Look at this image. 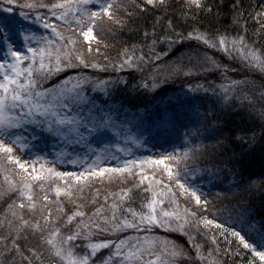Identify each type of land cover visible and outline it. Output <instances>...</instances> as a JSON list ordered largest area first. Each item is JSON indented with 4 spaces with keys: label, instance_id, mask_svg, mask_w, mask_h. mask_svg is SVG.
Masks as SVG:
<instances>
[{
    "label": "snow or ice",
    "instance_id": "6c2138e0",
    "mask_svg": "<svg viewBox=\"0 0 264 264\" xmlns=\"http://www.w3.org/2000/svg\"><path fill=\"white\" fill-rule=\"evenodd\" d=\"M224 9L0 0V264H264V175L244 164L264 103L208 54L264 73V2ZM125 29L137 38L115 44ZM185 44L187 62L169 59ZM221 68L226 83L196 78ZM221 189L241 198L221 204Z\"/></svg>",
    "mask_w": 264,
    "mask_h": 264
},
{
    "label": "trees",
    "instance_id": "16d2710c",
    "mask_svg": "<svg viewBox=\"0 0 264 264\" xmlns=\"http://www.w3.org/2000/svg\"><path fill=\"white\" fill-rule=\"evenodd\" d=\"M179 2H180V0H171L173 7L178 5ZM262 2H264V0H244V3L246 6L251 5L253 7L258 6ZM224 3H225V9L224 10L227 11V6L231 3V0H224ZM151 23H152V17L150 15H148V16L142 17L140 20H138L137 24L134 25L133 27L136 28L139 33H142L144 25L145 24L151 25ZM221 23L224 25H227L229 23V17L224 16L221 19ZM108 38L110 40H113V37L111 35H109ZM136 38H137L136 33L130 32L129 30L125 29L123 33L115 36L113 42L115 44L119 45V44H122L124 42H131L132 40H134ZM185 45H187V44H185ZM115 51H116V49L114 48L112 50L113 55H115ZM175 51L170 54L169 59H171L172 57L175 56V54L177 53ZM125 74H127V73H125ZM206 77H209V76H206ZM214 78L216 79V81H219V77H217V75H214ZM174 83H176V81ZM226 113L228 114L229 120L235 121L237 123L240 121L239 116H234L231 114V113H234L233 110H231V113H228V110H226ZM230 126H233V125H230ZM242 126L256 131L257 135L259 136L260 122L258 119L254 120V119H248L247 117H245V123ZM205 144H207L209 151H211L212 150V142L211 141H205ZM232 148H236L237 151H239V149L237 148V145L235 143L231 144L229 151H231ZM245 148L247 149V152H246V155L244 157V164H245V167L247 168L248 172L250 174L255 175V176L264 175V145H262L260 142H257L254 147L248 149L247 145H245ZM234 193H235V190L233 191L232 195H234ZM211 195L215 196L216 191L214 190L211 193ZM236 195H239V194H236ZM229 196H231V195H229ZM255 199H256L255 201H257V199L259 200L260 198H259V196H257ZM228 201H229V198L226 197V194L221 195V200L219 201V203L226 205L228 203ZM257 205H259V203ZM221 243L223 244V238H221ZM244 259H245L244 256H240V255L232 256V258L228 262V264H240V262L243 261Z\"/></svg>",
    "mask_w": 264,
    "mask_h": 264
},
{
    "label": "rangeland",
    "instance_id": "374dc122",
    "mask_svg": "<svg viewBox=\"0 0 264 264\" xmlns=\"http://www.w3.org/2000/svg\"><path fill=\"white\" fill-rule=\"evenodd\" d=\"M177 52L176 54H180V53H185L186 56H185V62H187V54H188V45H184L182 46L181 48H176V51ZM175 54V56H177ZM208 54L211 55V56H214L216 57L219 61H222L223 64H227L229 65V71L227 72V76L232 78V79H235V80H242V79H247V83L246 84H242L240 85V90L242 92H245V93H251L252 95H254L256 97V100H257V108L260 107L261 103H264V101L261 100L260 98V88H261V85L262 83H264V73H258V72H252V71H248L246 72L244 70L243 67H241L240 65H238L237 63H234L230 60V58H228L227 56H225L224 54L218 52V51H215V50H208ZM224 72V69L221 68L220 70H213L210 74H207L206 76H209V77H206L204 74H200L198 77H196L197 79H200V80H204V79H207L209 82L213 83V86H216V85H219L220 83H226L225 80H223L221 77H222V73ZM214 75H217V77H219V81H216V79L214 78ZM176 81V83H174ZM173 82H170L171 84V87L173 89H181L184 87V85L186 83H189L191 82L190 80L188 79H185V78H180V79H177ZM214 99V98H213ZM211 101H206V104L205 106H207V103H210ZM235 103L238 105L241 103L240 99H239V93H237V99L235 101ZM234 112L236 111L235 108L232 109ZM255 120V119H254ZM260 132V130H259ZM205 143V141H204ZM161 150H164V149H161ZM170 150V149H168ZM66 170L67 169H70L72 166L70 165H64L63 166ZM221 195H225L226 194V197L229 198V201L228 202H235L236 199H240V195H232L233 192H227L226 190H223L221 189ZM231 195V196H229ZM256 198V197H255ZM256 200V199H255ZM259 200L257 199L256 201V204H258Z\"/></svg>",
    "mask_w": 264,
    "mask_h": 264
}]
</instances>
